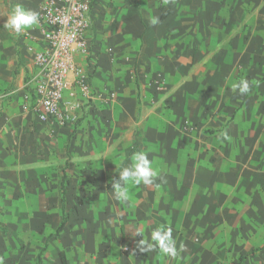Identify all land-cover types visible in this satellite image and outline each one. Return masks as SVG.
<instances>
[{
    "label": "crops",
    "instance_id": "crops-1",
    "mask_svg": "<svg viewBox=\"0 0 264 264\" xmlns=\"http://www.w3.org/2000/svg\"><path fill=\"white\" fill-rule=\"evenodd\" d=\"M42 1L0 0L2 264H36L44 246L43 264H264V0H96V96L75 126L22 108L40 41L3 25ZM137 152L157 176L122 202L112 181ZM160 225L175 257L139 250Z\"/></svg>",
    "mask_w": 264,
    "mask_h": 264
},
{
    "label": "built area",
    "instance_id": "built-area-1",
    "mask_svg": "<svg viewBox=\"0 0 264 264\" xmlns=\"http://www.w3.org/2000/svg\"><path fill=\"white\" fill-rule=\"evenodd\" d=\"M95 1L43 0L38 24L41 37L26 30L16 33L25 42L40 41L38 47L27 43L33 69L25 83L22 104L23 111L34 120L75 126L92 107L97 51L93 49L89 29ZM78 54L87 56L86 66L78 62Z\"/></svg>",
    "mask_w": 264,
    "mask_h": 264
},
{
    "label": "clouds",
    "instance_id": "clouds-1",
    "mask_svg": "<svg viewBox=\"0 0 264 264\" xmlns=\"http://www.w3.org/2000/svg\"><path fill=\"white\" fill-rule=\"evenodd\" d=\"M39 22L40 16L37 12L17 5L3 27L20 34L38 25ZM156 22L155 20L152 21L153 24ZM232 87L233 90L238 89L241 95L247 94L251 90L250 83L246 79L239 81ZM156 176L157 172L153 169L146 153H135L131 165L120 171L118 179L112 181L115 197L122 202H127L130 199V185H140L141 183L150 185ZM136 235L142 236V239L139 240V250L141 252L159 251L162 254L173 257L177 255L176 241L173 238L172 230L166 228L165 225H160L157 229L153 230L150 240L145 238L142 232L138 231ZM0 264H2V261H0Z\"/></svg>",
    "mask_w": 264,
    "mask_h": 264
},
{
    "label": "trees",
    "instance_id": "trees-1",
    "mask_svg": "<svg viewBox=\"0 0 264 264\" xmlns=\"http://www.w3.org/2000/svg\"><path fill=\"white\" fill-rule=\"evenodd\" d=\"M64 177H65V175H63ZM61 189H62V191H63V197H62V204H63V206L65 207V196H64V193H65V185L62 183L61 184ZM67 214H66V211H65V208H64V211H63V216H62V220H61V222H60V224L58 225V227H57V229L55 230V232L54 233H52L49 237H52V236H58L60 233H61V231L63 230V228H64V226H65V224H66V222H67ZM264 247V246H263ZM44 249H45V246L44 247H42L40 250H39V252L36 254V256H35V263L36 264H43V251H44ZM261 249V248H260ZM255 250H258V249H255ZM60 256H61V259H62V262H63V264H66V259H65V254H64V252H61L60 253ZM245 257H246V254H244V255H241L240 257H239V261H237L236 262V264H242L243 263V260L245 259Z\"/></svg>",
    "mask_w": 264,
    "mask_h": 264
},
{
    "label": "rangeland",
    "instance_id": "rangeland-1",
    "mask_svg": "<svg viewBox=\"0 0 264 264\" xmlns=\"http://www.w3.org/2000/svg\"><path fill=\"white\" fill-rule=\"evenodd\" d=\"M263 47H264V45H263ZM260 65H261V69H263L264 67H263V62L261 61L260 62ZM263 77V74H261V78Z\"/></svg>",
    "mask_w": 264,
    "mask_h": 264
}]
</instances>
